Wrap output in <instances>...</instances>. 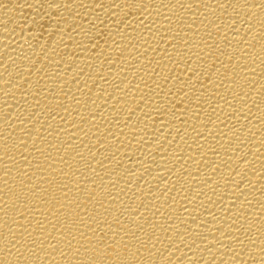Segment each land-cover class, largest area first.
Returning a JSON list of instances; mask_svg holds the SVG:
<instances>
[{
    "label": "bare ground",
    "instance_id": "1",
    "mask_svg": "<svg viewBox=\"0 0 264 264\" xmlns=\"http://www.w3.org/2000/svg\"><path fill=\"white\" fill-rule=\"evenodd\" d=\"M0 264H264V0H0Z\"/></svg>",
    "mask_w": 264,
    "mask_h": 264
}]
</instances>
